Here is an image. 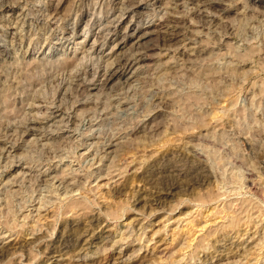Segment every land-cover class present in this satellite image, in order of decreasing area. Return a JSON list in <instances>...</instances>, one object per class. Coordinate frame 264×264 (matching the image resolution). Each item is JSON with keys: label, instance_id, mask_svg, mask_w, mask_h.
Instances as JSON below:
<instances>
[{"label": "rangeland", "instance_id": "rangeland-1", "mask_svg": "<svg viewBox=\"0 0 264 264\" xmlns=\"http://www.w3.org/2000/svg\"><path fill=\"white\" fill-rule=\"evenodd\" d=\"M191 1L0 0V264H264V0Z\"/></svg>", "mask_w": 264, "mask_h": 264}, {"label": "bare ground", "instance_id": "bare-ground-1", "mask_svg": "<svg viewBox=\"0 0 264 264\" xmlns=\"http://www.w3.org/2000/svg\"><path fill=\"white\" fill-rule=\"evenodd\" d=\"M192 2V1H191ZM192 3H195V4H198L199 6H201V5H211L210 3L208 4H205L204 2H202L201 0H193V2ZM197 5V6H198ZM208 6V7H209ZM213 5H211V9H214L215 11H217L218 13H224V12H227V10L226 9H223V7H221V5L220 4H217L215 7H212ZM196 16H197V18H198V20H199V22L200 21H204V19H208L209 18V16L208 15H206L203 11H199V10H197L196 12ZM41 17V16H40ZM211 20L209 19V22H210ZM194 23V22H193ZM166 24V25H165ZM165 26L163 25V24H161L160 26L161 27H165L166 29H177L178 28V23L177 22H175L174 20H173V18L169 15V16H167L166 17V20H165ZM176 35H177V33L175 32V33H173V30L172 31H165V33H163V35H162V38H161V40L162 41H164L165 43H167L166 41H167V38H168V40L170 39L171 40V38H175L176 37ZM172 39V40H173ZM169 42V41H168ZM176 49V48H175ZM200 53H204L203 52V50H200L199 51ZM204 55V54H203ZM128 60L126 61V63L124 64V65H122V66H120V65H118V67H116V68H120L122 71L124 70V69H126L127 67H128V65L129 64H131V63H134V62H137V61H143V60H145V59H148V55L146 54V52L145 53H140L139 52V54L136 52L134 55H132L131 56V58H127ZM70 61H66L62 66H63V68H64V70L66 69L67 70V68L68 67H70ZM47 65V64H46ZM110 68H111V66H109V70H110ZM86 77V76H85ZM209 77V76H208ZM218 77V76H217ZM75 78H77V77H75ZM79 78L80 77H78V80H79ZM111 80V76H109V81ZM83 85H84V82L80 79L79 81H78V84H77V87H80V88H82L83 87ZM29 121V120H28ZM36 124H37V121H35L34 119L33 120H30L27 124H25V131H29L30 133L31 132H36L37 131V129L35 128V126H36ZM125 146V145H124ZM121 147V148H123V149H126L127 150V148L128 147ZM128 146V145H127ZM2 149V148H1ZM5 149V148H4ZM123 149H120L121 151H123ZM119 150V149H118ZM119 150V151H120ZM125 150V151H126ZM1 153V152H0ZM175 168V167H174ZM180 169V168H179ZM176 172V171H175ZM178 176V175H177ZM249 177V176H248ZM208 178V174H207V172H206V170L204 169V168H200V167H197V169H195L193 172H192V174H191V181L193 182V183H199L200 181H202L203 179H207ZM189 179V178H188ZM247 179V178H246ZM161 184V183H160ZM242 184V183H241ZM166 186H169V184L167 185V184H165ZM173 186V185H172ZM167 188V187H166ZM252 189V188H251ZM168 190H170V188L168 189ZM78 202V201H77ZM78 204H80V203H78ZM77 205V204H76ZM82 205V204H81ZM76 207V206H75ZM79 207V206H78ZM82 207V206H81ZM82 210V209H81ZM65 231V230H64ZM69 232V231H68ZM70 235V234H69ZM66 236V235H65ZM66 239V238H65ZM64 242H66V241H64ZM70 242V241H69ZM78 243V242H77ZM79 243H80V241H79ZM78 243V244H79ZM71 244V243H70ZM77 244V245H78ZM62 248L63 249H65V245H63V243H62ZM70 250V249H69ZM2 251V250H1ZM65 251V250H64ZM3 258H5V254H1L0 253V263H1V261L3 260Z\"/></svg>", "mask_w": 264, "mask_h": 264}]
</instances>
